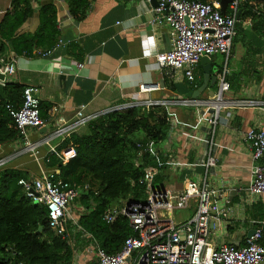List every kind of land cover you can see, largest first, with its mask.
Instances as JSON below:
<instances>
[{"label":"crops","instance_id":"obj_1","mask_svg":"<svg viewBox=\"0 0 264 264\" xmlns=\"http://www.w3.org/2000/svg\"><path fill=\"white\" fill-rule=\"evenodd\" d=\"M53 1L57 6L59 37L63 44L46 56L41 54L40 46L32 54L16 53L12 49L0 54L2 60L15 58V69L6 75V80L36 85L39 99L50 104L44 124L27 128L25 137L41 142H37L34 149H26L22 134L0 143V161H3L0 167H20L30 174L51 169L58 171L45 161L48 143L43 139L57 144L72 130L85 131L92 116L117 103L143 98H180L188 89H193L189 88V81L180 70H175L171 76L157 65L155 53L170 48L172 31L166 22L149 21L156 0H93L85 17L79 20L69 13L64 0ZM213 1L220 3V0ZM9 7L10 0H0V16ZM38 7L39 2L34 1L32 14L18 31L36 28ZM243 52L244 47L237 45L229 54L232 59L228 64L223 54L219 53L222 55L220 61L214 57L218 53L210 55L211 73H216L223 56L227 72L242 70L236 86L229 84V89L224 91L225 98L238 103L221 105L213 133L207 121L213 108L208 103L165 104L171 127L167 137L155 146L161 160L156 173L157 184L179 190L187 179H205L208 183L214 202L212 220L220 227L211 232L215 244L221 241L244 243L246 235L254 228L252 222L259 221L252 214L251 204L263 197L247 190L252 156L243 136L251 125L264 126V56L262 52L257 53L256 70L252 71ZM74 61H82L83 66H75ZM62 66L67 71L62 72ZM202 73V64L198 61L195 75L202 76ZM140 82L158 83V87L142 91L138 87ZM214 84V89L200 92L199 99L213 98L217 92L216 78ZM245 99L253 102L242 103ZM80 103H85L83 115L90 117L67 133L55 136L57 127L78 118L76 111ZM208 155L214 157L213 164L205 163ZM223 205L228 208L220 212ZM78 208V214H72L75 219L84 209L80 204ZM193 209L191 203L180 219L188 217ZM76 255L74 249L73 264ZM85 255L79 258L85 259Z\"/></svg>","mask_w":264,"mask_h":264},{"label":"trees","instance_id":"obj_2","mask_svg":"<svg viewBox=\"0 0 264 264\" xmlns=\"http://www.w3.org/2000/svg\"><path fill=\"white\" fill-rule=\"evenodd\" d=\"M34 1L39 2L38 24L33 30L18 31L25 19L32 14ZM69 13L77 20L85 17L93 0H64ZM228 8L226 9V11ZM235 21L231 53L237 45L244 47L252 71L257 53L264 56V0H241ZM249 21L247 25L245 22ZM60 35L57 24V6L53 0H10V7L0 16V54L9 49L16 53L32 54L40 46L46 49ZM231 55L226 59L228 64ZM264 60V57L262 58ZM223 60L218 69L222 68ZM242 70L228 71L226 79L236 86ZM189 81V80H188ZM202 76L189 81V88H196ZM24 84L7 80L0 96V143L20 136L9 114L7 103L18 107ZM171 88L173 86L171 85ZM50 104L39 100V114L46 118ZM169 111L164 104L145 107L136 104L125 109H113L91 117L85 131L72 130L57 144L75 148V155L62 162L53 153H47L49 166H55L56 177L74 184L77 195L73 198L84 208L76 223H68L69 238L57 234L48 223L47 207L27 196L18 179L27 177V169L0 167V264H62L72 262L74 238L78 244L95 243L106 251L115 252L124 239L135 234L123 214L111 222L102 219L104 210L113 202L141 200L146 189L140 178L146 165L157 164L158 156L148 147L162 142L170 130ZM157 175L153 183H158ZM251 204L252 214L261 226L264 244V195ZM263 220V221H262ZM40 227V229H38Z\"/></svg>","mask_w":264,"mask_h":264},{"label":"built area","instance_id":"obj_3","mask_svg":"<svg viewBox=\"0 0 264 264\" xmlns=\"http://www.w3.org/2000/svg\"><path fill=\"white\" fill-rule=\"evenodd\" d=\"M241 0H230L228 10L223 12L220 3L213 0H156L151 7L152 14L149 21L152 23L166 22L171 26V46L167 50L155 53L158 67L164 72L174 76L175 70L189 81L195 78V67L203 54L221 53L228 58L231 53L232 38L235 35V21ZM249 22V21H247ZM63 44L60 37L52 46L43 49L41 54L46 56L54 48ZM1 69L6 75L15 69V58L0 59ZM77 67L83 66L82 61H74ZM62 72L67 71L62 66ZM226 65L215 73L217 92L213 98L199 99L193 96H183L173 99L143 98L136 101L117 103L105 111L125 109L136 104L146 108L153 104H200L208 103L213 108L207 117L210 131L213 133L214 125L219 117V109L224 103H238V101L225 98L224 91L229 89L226 79ZM139 90H150L158 87V83L140 82ZM38 87L27 83L21 92V104L18 107L7 103L9 114L24 139L26 149H34L39 141L27 139L28 127L41 126L45 119L39 114ZM245 99L242 103H252ZM85 103L77 108L78 118L68 125H61L54 130V135H63L75 125L83 123L90 116L83 115ZM229 115L227 112L226 116ZM95 116V115H94ZM93 117V116H92ZM244 139L248 143L252 162L250 165V182L247 190L256 195H264V126L251 125L244 132ZM48 143V152L53 153L62 162L67 161L76 153L74 146L67 145L61 149L56 144ZM41 143V142H39ZM148 147L158 156V151L148 142ZM36 150V149H35ZM34 150V151H35ZM47 152V153H48ZM47 156V154H46ZM157 164L146 165L143 169L140 182L146 189V196L141 200H121L117 208L104 210L101 217L111 222L118 214H123L135 234L128 235L115 252L106 251L93 243L95 264H262L264 261V244L261 242L262 227H254L245 238L244 243L221 241L213 243L211 232L220 229L213 223L211 212L213 200L208 183L205 179H187L179 190L165 188L153 183ZM48 161V157H45ZM212 155H208L206 164H213ZM3 161H0V164ZM27 196L34 201L42 202L47 207L48 223L57 234L69 238L68 223H76L77 219L68 208L69 202L77 195V188L68 180L56 177V170L51 169L37 174H29L18 179ZM221 194V193H220ZM225 202H229L226 197ZM193 203V212L184 219H176L173 212L176 209L186 208ZM227 205H223L220 212H225ZM263 221V220H262ZM212 222V223H211ZM264 222V221H263ZM73 239L71 243L73 244ZM129 256V259H127ZM62 264H73L63 262Z\"/></svg>","mask_w":264,"mask_h":264},{"label":"water","instance_id":"obj_4","mask_svg":"<svg viewBox=\"0 0 264 264\" xmlns=\"http://www.w3.org/2000/svg\"><path fill=\"white\" fill-rule=\"evenodd\" d=\"M229 1L230 0H220V8L223 12H225L226 6ZM239 11L240 10L237 11V16L239 14ZM199 61L201 62L203 68L202 82L198 87L193 89H188L185 93V95L187 96L198 97L200 92L211 89V87L215 82L216 75L215 73H211V63H212L211 56L208 54H203L200 56ZM1 64L2 62L0 61V96L4 97L5 94H4L3 86L7 80H6L5 72H3L1 69ZM161 83L163 84V81ZM206 99H210V98H206ZM38 229H40V227ZM127 259H129V256H127ZM17 264H23V263H17Z\"/></svg>","mask_w":264,"mask_h":264},{"label":"rangeland","instance_id":"obj_5","mask_svg":"<svg viewBox=\"0 0 264 264\" xmlns=\"http://www.w3.org/2000/svg\"><path fill=\"white\" fill-rule=\"evenodd\" d=\"M215 59L217 61H220L222 58L221 54H216V56H214ZM215 88V84H213V86L211 87V89ZM157 145H160V143H158ZM78 201L75 199H72L69 204H68V208L71 211V214L77 215L79 212V208H78ZM121 203L119 201H115L113 202V204L111 205V209L117 208L118 206H120ZM186 214V208H181V209H176L173 212V216L176 219H180L183 218ZM73 245H74V238H73ZM75 250H76V254H78V256L76 255L74 257V261L75 264H93L94 258H95V253H94V248H93V243H82L81 246L80 244L75 242ZM90 250V253L87 254V252ZM86 254V255H85ZM85 255V259H80L79 257ZM92 262V263H91Z\"/></svg>","mask_w":264,"mask_h":264},{"label":"bare ground","instance_id":"obj_6","mask_svg":"<svg viewBox=\"0 0 264 264\" xmlns=\"http://www.w3.org/2000/svg\"><path fill=\"white\" fill-rule=\"evenodd\" d=\"M227 9V8H226ZM226 9H225V11H226Z\"/></svg>","mask_w":264,"mask_h":264}]
</instances>
